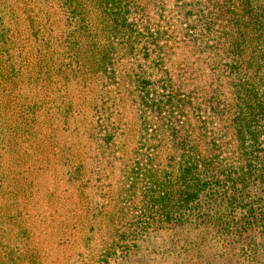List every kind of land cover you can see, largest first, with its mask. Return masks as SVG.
<instances>
[{"label": "trees", "instance_id": "1", "mask_svg": "<svg viewBox=\"0 0 264 264\" xmlns=\"http://www.w3.org/2000/svg\"><path fill=\"white\" fill-rule=\"evenodd\" d=\"M35 193L85 210L58 246L130 221L103 262L151 224L264 264V0H0V264H36Z\"/></svg>", "mask_w": 264, "mask_h": 264}, {"label": "rangeland", "instance_id": "2", "mask_svg": "<svg viewBox=\"0 0 264 264\" xmlns=\"http://www.w3.org/2000/svg\"><path fill=\"white\" fill-rule=\"evenodd\" d=\"M48 202L51 203L50 206H47ZM66 202L68 211L65 214H61V211L55 210V202L50 199L44 202L39 197V193H35L33 198L30 197V200L26 201L27 209L23 211L21 226L31 230L32 234L29 238L27 237L26 245L27 251H31L32 255L35 256L34 261H36V264L43 263V260L46 264H74L73 260H76V253L80 250L79 248L84 243H87L83 240L86 234H91L90 248L81 249L82 252L84 251V255L82 254L83 260L77 264H224L223 262L220 263L216 258L218 251L214 245L209 244L207 249L197 245L198 243L194 241L199 238V234L196 237V230H189L186 227H176L173 228V231L158 230L151 224L148 227L145 226L148 229L142 231V234L139 230L136 231L140 232L138 238H143L140 245L136 246L135 244L137 236H132L130 238L133 240L132 245L134 246L128 252L117 250L109 260L103 262V257L99 256L100 238L106 228L113 227V225H110V219L112 218V221L116 222L114 229L118 228L122 231L126 230V232H130L127 228L134 229L133 225L129 226L130 221L124 222V218H119L121 217L120 214H98V218H96L98 224L94 231L87 233L85 229L86 223L85 227H80L81 230L78 232L76 231L72 234L68 232L65 242L58 246L57 240L55 241L56 233L59 229L58 226L66 225L70 229L71 216L73 214L80 216V218L83 217V219L86 217L84 209L71 207L72 200H67ZM109 211H111V208L107 206L100 213ZM60 216H63L67 223H62L64 220ZM23 228H21V231H23ZM202 251L206 253V257H202L204 254L202 256L199 255Z\"/></svg>", "mask_w": 264, "mask_h": 264}]
</instances>
